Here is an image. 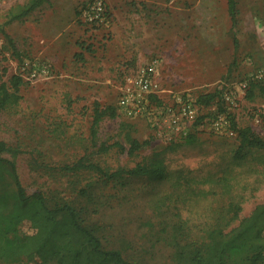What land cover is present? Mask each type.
<instances>
[{"label":"rangeland","instance_id":"1","mask_svg":"<svg viewBox=\"0 0 264 264\" xmlns=\"http://www.w3.org/2000/svg\"><path fill=\"white\" fill-rule=\"evenodd\" d=\"M92 1L45 0L10 24V16L31 0L0 3L1 80L17 76L25 61L46 62L52 70L50 78L22 80L18 101L0 110V140L12 149L2 155L16 163L28 194L42 192L49 204L81 207L104 246L132 264H193L195 250L206 254L214 229L227 233L264 204V148H244L237 157L240 139L232 129L233 121L264 141V0H235L234 24L227 0H104L108 24L90 27L80 11ZM26 25L40 40L45 26L66 37L51 44L57 60L28 49ZM155 57L162 61V88L174 91L162 101L228 91L237 107L199 106V115L211 119L176 138L158 113L122 115L120 87ZM248 79L243 90L240 83ZM95 103L115 107L117 116L103 118L94 143ZM218 115L229 117L232 133L213 130ZM127 135L149 145L134 156L117 147L98 150L115 142L127 149ZM81 158L108 173L160 158L167 177L108 179L93 169L67 168ZM9 183L0 191L12 189ZM33 233L28 221L17 227L18 235ZM237 256L228 263L241 264L244 255ZM36 263L37 258L1 264Z\"/></svg>","mask_w":264,"mask_h":264},{"label":"trees","instance_id":"2","mask_svg":"<svg viewBox=\"0 0 264 264\" xmlns=\"http://www.w3.org/2000/svg\"><path fill=\"white\" fill-rule=\"evenodd\" d=\"M45 0H31L29 5L22 7L19 13L10 16L6 24L21 20L39 7ZM228 11L233 24L236 22V1L227 0ZM22 84L19 76H13L8 83L0 85V110L7 104L15 103L19 99L18 89ZM199 106L215 104L220 111L219 104L224 106L221 92L202 94L197 97ZM115 118L117 110L113 106L101 108L94 104L92 124L90 128L92 141L95 143L98 127L104 117ZM211 116L201 115L196 124H202ZM124 125V124H123ZM240 145L236 156L241 157L244 148H264V141L254 135L248 127L241 128L233 123ZM128 148L118 142L101 144L100 152H107L112 148L127 151L134 156L138 151L149 145V141L140 142L127 135ZM4 141L0 140V185L9 181L12 189L2 188L0 191V264L18 259L26 262L38 259L36 264H132L122 253L104 246L97 230L88 225L83 219V209L75 204L64 202L49 204L42 192L28 194L21 184L16 163L2 154L11 151ZM70 170L93 169L104 177H147L151 180L163 181L167 177L164 161L152 158L147 163L137 164L132 169H119L108 173L98 165L88 163L84 158L78 160ZM236 218V214L232 220ZM230 220V221H232ZM22 221H28L34 228L31 235L17 234V227ZM230 221L226 224H230ZM264 204L257 206L248 217L230 229L227 233L222 228L211 232V239L207 245L206 254L195 250L191 261L193 264H230L228 258L238 255L241 264H264ZM213 234V235H212Z\"/></svg>","mask_w":264,"mask_h":264},{"label":"built area","instance_id":"3","mask_svg":"<svg viewBox=\"0 0 264 264\" xmlns=\"http://www.w3.org/2000/svg\"><path fill=\"white\" fill-rule=\"evenodd\" d=\"M3 1L0 0V3ZM80 15L83 23L90 27H101L108 24L109 13L104 0L90 2L80 11ZM1 57L0 51V60ZM25 64L26 68L17 73L22 80L34 81L50 78L52 75L51 67L46 62L25 61ZM161 64L162 61L159 58H152L148 63L140 66L134 75L128 77L125 84L120 87L117 106L120 113L130 119L142 117L149 112L158 113L171 129V137L176 138L186 135L187 129L197 123L200 117V107L196 100L188 96H174L170 103L162 101L161 98L165 92L174 94V91H167L161 86L158 79ZM3 69L4 67H0V85L4 83L1 80ZM261 73L260 71L257 74L261 76ZM248 84L249 79L244 80L240 83V87L246 90ZM221 97L226 107H237V101L230 92L223 91ZM211 121L215 132L231 131V122L227 115H218Z\"/></svg>","mask_w":264,"mask_h":264},{"label":"crops","instance_id":"4","mask_svg":"<svg viewBox=\"0 0 264 264\" xmlns=\"http://www.w3.org/2000/svg\"><path fill=\"white\" fill-rule=\"evenodd\" d=\"M24 29H25L24 30L25 31L24 37L26 38L25 42L28 45V49H31L32 51L36 50L37 52L39 51V53H44L45 55L48 54L52 60L53 59L57 60V58L54 57L57 48H52L51 44H52V42H55V41L56 42L64 41L66 38L64 35H62V34H59L58 36L52 35V32L47 29V26H45L44 28H42V30L45 33V36L41 37L42 39L40 40V38H38V35L34 34L35 30H32L31 28H29L28 25H26L24 27ZM39 30H41V29H39ZM40 41H42V42L44 41L48 45L43 47V45L40 44L41 43ZM67 42H68V39H67ZM30 44L32 46L29 47Z\"/></svg>","mask_w":264,"mask_h":264}]
</instances>
